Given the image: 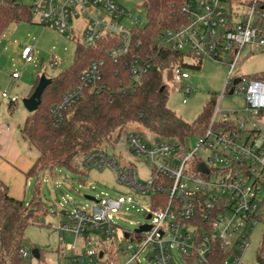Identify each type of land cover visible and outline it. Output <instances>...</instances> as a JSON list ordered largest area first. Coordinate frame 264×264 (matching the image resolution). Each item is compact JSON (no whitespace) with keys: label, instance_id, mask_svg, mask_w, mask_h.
Segmentation results:
<instances>
[{"label":"built area","instance_id":"1","mask_svg":"<svg viewBox=\"0 0 264 264\" xmlns=\"http://www.w3.org/2000/svg\"><path fill=\"white\" fill-rule=\"evenodd\" d=\"M29 5L38 24L51 26L68 39L74 34L72 20H85L86 46H94L103 37L118 39L107 57L128 74L133 83L130 91L151 69V63L139 56L141 42L134 40L132 32L140 20L125 28L131 14L117 0H30ZM182 12L183 24L160 35V46L189 54L196 61L208 59L229 67L223 95L217 98L206 132L197 137L196 148L180 156L173 142L130 133L127 146L134 157L154 162L153 180L145 185L137 184L134 169L111 158L108 148L91 153L84 164L87 169L110 166L133 190L143 194L151 191L150 205L139 209L148 221L142 226L150 230L122 233L133 251L126 264H142L139 255L145 249L154 253L152 264H176L171 256L173 248L187 264L219 262L217 249L228 253L221 264H244L249 232L264 220V132L260 126L264 125V79L234 74L247 46L264 49V0H185ZM21 58L25 63L35 61L30 48L22 51ZM56 65L54 57L51 67ZM104 66V60L93 61L81 73L78 84L52 109L57 122L88 91H102ZM12 77L19 79L20 73L14 72ZM173 78L176 83H185L189 74L176 66ZM184 89L190 93L189 86ZM231 90L245 99L243 109H221V99ZM3 98L12 106L19 103L17 97L6 93ZM201 165L205 170L199 169ZM124 205L110 198L92 202L67 213L68 223L60 222L55 229L73 233V249L77 251L79 245L83 250L80 262L89 259L92 263L103 251L87 247L93 245L94 238L98 245L111 242L119 230L112 218H119ZM22 255L26 258L28 254L24 251Z\"/></svg>","mask_w":264,"mask_h":264},{"label":"rangeland","instance_id":"2","mask_svg":"<svg viewBox=\"0 0 264 264\" xmlns=\"http://www.w3.org/2000/svg\"><path fill=\"white\" fill-rule=\"evenodd\" d=\"M117 1L131 14L130 20L125 23V28L129 29L136 19L140 20L138 23L140 26L146 25V10L143 7L145 0ZM24 3L29 4L30 0H24ZM71 25L74 34L72 39H68L53 27L38 24L34 17L32 23L11 24L0 40V53L6 47V51L0 55V72L3 73L0 87V132L6 125L15 124V134L19 140L20 149L31 161L37 159L39 153L34 148H30L28 142L21 136L20 130L31 115L24 107L23 100L31 96L42 76L52 80L73 66L76 48L79 44H84L86 22L82 18L78 21L74 19ZM25 48L33 51L34 63H25L22 60L21 54ZM54 57H57V65L51 67ZM189 63L193 64L194 61L189 60ZM14 70L20 73V79H13ZM186 71L189 79L185 83L174 85L168 82L170 86L168 106L185 121L192 123L204 112L213 98H220L223 95L229 67L222 62L207 59L202 62L199 70L187 69ZM261 74H264V49L247 46L234 76L252 79ZM186 86L190 88L189 94H186L184 89ZM4 93L10 97H17L19 103L11 108L9 101L3 98ZM245 105V99L241 94L227 93L220 103L221 109L233 110L243 109ZM260 126L264 132V125ZM197 141V137L186 139L187 150H194ZM126 151L121 155L119 151L115 152L109 148L108 155L111 158L116 157L121 166L132 167L137 184L145 185L152 181L155 171L154 162L132 157ZM87 174L85 177H79L66 169H55L42 174L39 180L33 177L27 179L26 183L25 181L19 183L13 179V191H16L15 193H18L27 205L31 203L34 191L38 188L47 211V214L38 218L35 224L26 229L24 248L28 255L23 259V264H112V262L126 264L130 260L133 251L128 249L130 242L122 239V233L123 231L134 232L148 222L145 212L139 209L150 205L151 191L143 194L139 190H133L131 186L120 181L117 171L110 166L90 167ZM86 196L93 197L97 201L110 198L125 203L119 218H112L119 230L112 237L111 242L108 244L101 242L98 245L97 238H94L93 245L87 247L92 249L95 246L99 251H103V248L108 249V253L102 260L98 255L92 263H89V259L80 262L83 250L79 245L77 251L73 249L75 243L73 233L69 231L61 233L55 229L60 222L68 223L67 213L92 204L85 199ZM249 239V246L244 251L242 260L244 264H260L258 256L264 248V220L259 221L249 232ZM35 250L39 252L38 258L34 255ZM153 254L150 249H145L139 255L140 262L152 264L150 257ZM262 255L264 257V252ZM171 256L176 264H187L175 248L171 250Z\"/></svg>","mask_w":264,"mask_h":264},{"label":"trees","instance_id":"3","mask_svg":"<svg viewBox=\"0 0 264 264\" xmlns=\"http://www.w3.org/2000/svg\"><path fill=\"white\" fill-rule=\"evenodd\" d=\"M184 1L143 2L147 23L143 27H134L132 32L134 40L141 42L139 56L150 62L152 67L132 91L128 89L132 83L128 74L107 57L118 39L103 37L92 47L78 45L73 66L51 80L43 93L41 105L26 119L20 130L30 148L39 153L25 173L27 179L34 177L39 180L42 174L55 169H66L79 177H85L88 175L84 164L87 156L103 148H112L122 155L128 148L127 138L132 132L158 141L173 142L178 154L186 155V139L199 137L206 132L217 98H213L192 123L185 121L168 106V82L179 85L174 81L173 69L180 66L186 70H199L203 62L159 44L160 35L183 24ZM33 19L29 4L21 0H0V39L11 24L32 23ZM101 60L105 61L102 91H88L86 97L64 112L57 122L52 113L54 106L61 103L63 96L78 84L81 73L91 62ZM189 60L194 63L190 64ZM256 78L264 79V74ZM126 153L134 157L129 149ZM164 198L163 195V205ZM45 214L47 211L38 188L27 205L11 195L10 187L0 176V264H23L26 229ZM263 252L264 248L258 256L260 264H264ZM107 253L108 249L103 248V257L100 259ZM217 253L221 259L210 264H221L222 259L228 256L221 249H217Z\"/></svg>","mask_w":264,"mask_h":264},{"label":"crops","instance_id":"4","mask_svg":"<svg viewBox=\"0 0 264 264\" xmlns=\"http://www.w3.org/2000/svg\"><path fill=\"white\" fill-rule=\"evenodd\" d=\"M4 35L1 37V39L4 37ZM5 51L6 47L1 53H4ZM14 72L18 71L14 70ZM2 76L3 73L0 72V87ZM15 129L16 125L11 123L10 125H6L3 131L0 132V176L3 181L10 186L11 195L21 200L19 194L15 193L16 191H13V179H15L16 182L19 183H22L23 181H25L26 183L27 178L25 176V173L28 172L36 159L31 161L23 154L22 150L20 149L19 140L17 139L15 134Z\"/></svg>","mask_w":264,"mask_h":264},{"label":"water","instance_id":"5","mask_svg":"<svg viewBox=\"0 0 264 264\" xmlns=\"http://www.w3.org/2000/svg\"><path fill=\"white\" fill-rule=\"evenodd\" d=\"M238 80L235 81V83H237ZM51 83V80L50 79H47L45 76H42L40 78V81L36 87V89L34 90L33 94L24 99L23 100V105L24 107L26 108V110L28 112H30L31 114L35 113L37 111V109L39 108V106L41 105L42 103V96H43V93L45 91V89L48 87V85ZM230 95L233 94V90H231L229 92ZM200 170H205V167L203 165H201L199 167ZM85 199L89 202H94V203H97L98 201L93 198V197H89V196H86ZM148 219H150V216L148 217ZM150 230V227L149 226H142L140 228H138L137 230H135V232L137 233H141V232H147ZM128 237V234H126V238ZM34 255L38 258L39 257V252L38 250H35L34 251ZM103 257V254H100V258Z\"/></svg>","mask_w":264,"mask_h":264}]
</instances>
